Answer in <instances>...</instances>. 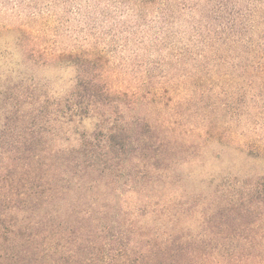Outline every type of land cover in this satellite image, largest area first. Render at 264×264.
Masks as SVG:
<instances>
[{
	"label": "rangeland",
	"instance_id": "obj_1",
	"mask_svg": "<svg viewBox=\"0 0 264 264\" xmlns=\"http://www.w3.org/2000/svg\"><path fill=\"white\" fill-rule=\"evenodd\" d=\"M77 76L95 79L125 119L134 113L192 140L208 127L225 133L224 144L178 167L165 202L264 175V161L234 151L264 144V0H0V154H39V89L64 100ZM101 111L115 115L108 105ZM75 127L60 126L46 150L77 147ZM77 132L90 135L94 124L86 119Z\"/></svg>",
	"mask_w": 264,
	"mask_h": 264
},
{
	"label": "trees",
	"instance_id": "obj_2",
	"mask_svg": "<svg viewBox=\"0 0 264 264\" xmlns=\"http://www.w3.org/2000/svg\"><path fill=\"white\" fill-rule=\"evenodd\" d=\"M96 84L77 76L55 101L39 89V154H0V264H264V175L165 202L181 180L178 167L209 143L224 144L225 133L208 127L192 140L134 113L125 119ZM86 119L90 135L77 132ZM63 125L76 126L78 146L48 152ZM234 151L264 161L260 141ZM103 189L115 201H103ZM127 192L137 201H121Z\"/></svg>",
	"mask_w": 264,
	"mask_h": 264
}]
</instances>
